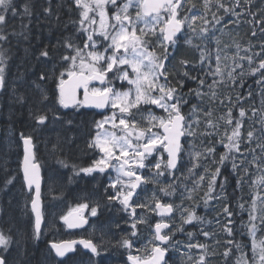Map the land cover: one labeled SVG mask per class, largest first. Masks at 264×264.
Segmentation results:
<instances>
[{
	"label": "snow or ice",
	"instance_id": "6c2138e0",
	"mask_svg": "<svg viewBox=\"0 0 264 264\" xmlns=\"http://www.w3.org/2000/svg\"><path fill=\"white\" fill-rule=\"evenodd\" d=\"M191 2L192 0H187V3L191 4ZM210 2L211 0H204L205 15L192 12L190 16L185 15L178 18L179 10H183L185 0H120L119 3L118 0H72V5L79 10V19L71 21L77 26L76 32L72 36H65L58 40L55 45L51 46V50L49 45H43L35 54L36 63L41 67L36 73V78L31 82L34 94L29 103L28 112L29 117L34 120L37 127L42 128L50 121L62 119V115L57 110V105L63 109L79 106L97 109L110 107L111 109H118L119 113L122 114L118 117L117 112L113 111L111 116H105L102 120L95 122L98 131L88 146L98 149L102 153L101 157L94 160L91 166L80 167L79 169L75 165L72 167L75 175L81 173L90 175L96 171L103 173L109 168L116 172L115 180H110L108 185L114 191L112 195H107V200L109 203L118 202L129 215L128 223L131 231L118 241V245L128 250L127 260L130 264H168L165 257L169 248L172 247L170 241L174 234L163 231V229L170 227L171 221L166 223L163 218L170 216L174 211L173 204L161 203L155 193L152 197L155 202L154 207L151 203L139 202L140 194L136 192V189L145 183H160L157 177H162L165 173L172 176L174 171L178 170L177 165L182 159L181 153L184 150L181 138H185L184 143H189L187 137L195 138L198 134L208 137L219 135L220 125L211 119L213 114L211 107L205 110L193 104L189 114L186 115L182 111L183 105L188 103L186 96L193 92L202 103L204 96H208L212 101L219 99L214 90L216 85L224 82L219 54L215 57L214 70L209 58L206 75L212 76L213 82L207 85L209 89L207 93L201 91L206 83L203 78L198 80V88L189 89L187 94L180 91L184 87V80H177L179 89L176 85H173L168 80L170 73L166 65L169 56L167 45L175 46L177 44V34L181 33L185 25L192 33L197 34V28L194 26L197 20H203L205 25L210 23L205 19L207 11L210 10L208 8ZM57 7H60V5H57ZM192 7L194 8L195 5L192 4ZM219 7L224 8L225 12L229 11L223 4H219ZM237 7H239V0H237ZM110 9L114 10L111 15L109 14ZM130 9H135L134 16ZM42 11L48 17L55 15L56 22L59 23L60 17L54 12L51 0H46ZM234 14L239 15V13ZM32 15L30 0H25L22 4H17L15 0H0V91H3L6 86L5 74L9 59L5 55L7 50L3 48V44L9 41L10 35L28 40L30 32L28 24L31 23ZM9 16H19L21 18L20 32L6 31ZM25 17L28 18V24L23 23ZM213 18L216 24L220 23V19L216 18L215 13H213ZM141 24L143 27H139ZM157 28L160 34L157 44L163 49L159 56L155 50L149 51V40L144 38L149 34L156 35ZM79 33H83V37H79L77 35ZM253 35H256V33L253 32ZM74 36L76 39H80L81 43H77ZM96 37H101L102 40H97ZM197 38L201 40L213 39L214 30L206 26L200 27ZM187 43L191 44V39H188ZM100 44L104 45L102 51L98 47ZM59 48H63L64 51L57 52ZM237 48H239V45H237ZM244 51L249 52L250 49H244ZM237 55L239 54L237 53ZM239 60H247V73L258 75L257 83L264 86V43L261 44L260 52L239 56ZM204 61L205 57L202 51L201 64ZM49 62L53 65L51 71L47 67ZM188 63L186 60L180 61L181 65L186 66ZM57 66L59 71H57ZM236 69H241V71L237 76H234L233 73L236 72ZM109 73H112V76H109ZM181 75L190 80H197V77L191 75L189 71L181 69ZM244 75L243 64L236 62L235 66L228 71L227 78L235 85L237 79ZM215 77H219V79L217 80ZM161 78H163V83H161ZM117 80L127 81V84L131 87L126 91H120L115 86ZM49 81L54 82V88L51 90L47 87ZM94 81L99 82L103 87L95 86ZM262 91H264V87H262ZM81 95L82 100L79 98ZM25 99V96L21 94L17 97V102L23 104ZM225 99L228 100L229 106L227 112L219 119L230 126V133L228 129H225L224 134L219 136L216 142L209 141L202 152H196L194 150L196 145L192 143L193 151L188 153L196 161L192 164V168H189L190 174L194 168L200 167L198 160L201 157L205 159L211 157V163L217 165L214 171H211L208 181V190L204 199L205 207H207L209 199L221 198L219 195L213 196L212 193L215 191L216 181L221 175V167L225 166V161L231 160L232 169L236 172L240 165H237V157L234 153H239L242 158L241 165L247 159L245 153L248 149L242 151V143L250 145L253 141H256V147L264 153V112L260 114L259 128H249L245 136L241 131L246 117L245 109L243 107L239 109L238 118L232 114L233 107L241 102V97L237 95L235 102L230 96L225 97ZM142 104L155 105L167 115L156 116L148 111L146 116L147 126L138 128V122L130 119L133 116L131 110L137 109V111H140ZM220 104H224V99H220ZM200 115L205 117L203 121H201ZM256 115L257 110L253 109L252 117L254 118ZM202 122L204 130L199 131ZM67 123L70 124L71 121ZM105 125H109L110 129H119V133L106 128ZM153 128H158L159 131H152ZM209 129L214 131H209ZM20 139L24 145L23 180L29 192H33L34 189V196L30 200L31 211L35 216L32 239L39 240L43 219L40 165L35 161V152L33 151L35 145L32 135H25L21 132ZM217 143L225 149L219 155V160L215 159ZM55 150L56 146L54 145L53 151ZM251 151L253 159L249 163L254 167H264L261 157L255 156V148ZM161 152L167 153L166 159L161 157L159 161L153 164H145L149 157L154 154L160 155ZM58 162L64 167H68L64 160ZM146 167L156 170L151 177L144 176L137 171V169ZM242 171L247 174L249 169L243 167ZM205 172H209V169L205 168ZM13 179L14 177L8 179L6 184H11ZM204 179L205 176L200 175L199 180L196 182L197 185H199V181ZM224 179L226 181L227 177ZM242 180L243 177L238 179L237 184L239 185ZM118 185L120 187H117ZM255 185H264V176L258 177L253 182V186ZM169 189L175 190L174 183L162 184L160 191L165 195H172L173 192ZM221 189H223V184H221ZM195 190L193 188L186 198L192 199L191 192ZM134 196L137 197V201H133ZM258 200L261 205H264V195H261L259 191L252 196L250 210L245 209L244 203L239 204L241 210L249 211L248 224L242 225V227L248 229V235L252 239V256L249 258L246 252L241 251V245L236 244V249L241 251V255L236 258L235 264H264V239L259 241L256 239V233L260 230L256 221L259 219L260 224L264 225V209L261 210L259 216L256 215ZM137 208L154 212L162 219L154 225L153 241H159V243L149 241L150 247L145 246L143 249H135V252H133L134 242L131 237L137 236V225L145 223V216L142 214L138 216ZM99 209V202L91 207L88 203H81L73 211L62 216L61 219L67 228H79L87 223V217L84 215L85 211L90 216L95 217ZM184 212H187V216L183 215ZM222 212L226 214L227 218L223 230L229 236H232L233 229L230 225L233 223L231 220L233 213L227 205L222 208ZM181 219L184 224H191L193 221L203 223V218L196 214L194 207L191 210L184 208ZM177 230L183 231V228L178 227ZM201 231L205 237L210 235L209 232L203 231V229ZM188 235L191 237L192 233H188ZM12 243V236L0 231V264H8L3 253L9 250ZM77 243L88 249L94 256H99L104 251L101 245L93 243L90 239L53 242L50 247L57 257L63 258L68 252L75 251L74 246ZM226 243L233 244L234 241L228 240ZM185 246L189 249L206 248V245L199 243H188ZM231 255H233V251L230 248L223 252L225 264H231L229 259ZM188 259H192L190 254ZM195 264H206V255H200Z\"/></svg>",
	"mask_w": 264,
	"mask_h": 264
},
{
	"label": "flooded vegetation",
	"instance_id": "af4514ba",
	"mask_svg": "<svg viewBox=\"0 0 264 264\" xmlns=\"http://www.w3.org/2000/svg\"><path fill=\"white\" fill-rule=\"evenodd\" d=\"M264 0H256L257 4V11L258 16L256 22H254L252 25L256 26V35L259 37V46L258 50L261 51V44L263 41V34L264 31V9L261 2ZM195 3H198V1H195ZM187 5V0H185L184 8L183 10H179V17L182 18L184 16V10L185 6ZM240 8L242 11L249 15L251 19H253V16L250 15L251 12V5L247 2H244L242 5H240ZM194 10L193 8L187 9ZM212 12H215V7L212 6ZM28 24V23H25ZM210 25H215V20L210 22ZM29 26V24H28ZM21 27V23L19 25ZM186 28L182 29V33L177 36V44L175 46L168 44L169 48V56L168 60L166 61V65L168 67V71L170 75L168 76V80L173 84L176 85V87L179 89V85L177 84V80L183 79L184 80V87L180 89L183 93L187 94L189 92V89H196L199 87L198 80L200 78H203L205 80V86L201 89V91L207 93L209 92V89L207 87L208 84H211L213 82V77L210 75H206V72L208 71L207 65L210 63L212 65V68L214 70L215 68V60H214V44L209 41L207 47V56L205 58V61L203 64H201L199 52L202 47L197 46L195 49L189 48L185 49L181 44L182 42V34L184 33ZM253 30V27H252ZM69 35L72 36L75 32H71V30H68ZM79 37H83V33H80L78 35ZM30 38V37H29ZM160 38V34H159ZM158 38V39H159ZM74 39L76 37L74 36ZM97 40H102L101 37H96ZM147 40H149V51L155 50L156 54L159 56L163 49L159 47L158 45L154 48L153 46V35L149 34L147 37ZM29 40H25L22 37H16L12 39L11 43L13 50L17 48V44L21 42H27L30 43ZM77 43H81L80 39H76ZM99 50L102 51L104 45L100 44ZM7 52V51H6ZM184 55V56H183ZM186 60L189 63L185 65H181L180 61ZM126 67V66H125ZM58 68V66H57ZM185 68V70H184ZM59 69V68H58ZM181 69L184 71H189L191 75L196 76L197 80H190L186 77H183L181 75ZM129 71H131L129 69ZM109 76H112V73L108 74ZM215 79H219V77H215ZM54 83V82H53ZM161 83H163V78H161ZM228 83V78L224 75V82L220 83L226 85ZM93 84L97 87H103L99 84V82L94 81ZM8 85V81L6 79V86L3 91H0V149L2 147V143L6 139L8 142L9 139H12V142L10 143L11 146L8 149V154L10 155V162L12 165L5 167H2V163L0 160V231H3L5 234L7 233V230L15 232L16 228H13L12 225L7 222L6 220V214L8 212L7 209V201L8 195L11 197V201H23L20 203V212L18 215L23 216V220L26 222V228L24 229V232L27 235H30L31 230L33 229V216L31 212V206H30V200L32 199L33 192H28L25 183L22 176V163H23V156H24V150H23V142L20 139V133L23 132L25 135H32L33 142H34V149L35 152V161L40 165V178H41V200L47 201L48 199L53 201L50 203V207L52 208V211L55 212L57 208L62 207L63 211L59 218V227L64 233V240L62 241H70V240H81V239H90L93 241V243L97 245H101L104 251L102 253L104 255H101L100 259H103L105 261L113 262L117 261L118 259L125 260V263L123 264H130V262L127 260L128 250L120 247L118 245V241L121 240L122 237H125L128 235V233L131 231L129 227V215L126 211L122 209V206L116 202L113 201L109 203L107 200V195L113 194V189L109 187L110 180H115L116 178V172L109 168L105 172L100 173L98 171L93 172L90 175H86L81 173L80 175L74 174L73 165L76 166L77 169L80 167H88L93 164V161L96 159H99L102 155L100 151L96 148H90L88 145L89 143L94 139L98 129L95 127V122L102 120L105 116H111L113 111L117 112V116L119 117L120 114L118 109H111L110 107H106L104 109H97L94 107H88V106H79V107H69L68 109L59 108L57 105V110L62 115V119L59 121H50L46 126L40 128L35 125L34 120H32L30 117V121L26 117L27 121H25V124L16 129V126L14 128L13 124L10 123V119L8 118V111L12 107V102L7 101L8 95L5 92ZM115 86L120 91H126L131 86L127 84V81H115ZM217 86V85H216ZM215 86V88H216ZM54 88V84L52 89ZM222 89V87H221ZM215 90V89H214ZM219 99L212 101L209 99L208 96L203 97V103L198 99L195 95V93H191L190 95L186 96V99L188 100V103L183 105L182 111L187 115L188 110L191 109V106L193 104H196L198 108L207 109L208 107H211L213 110V114L211 119L215 123H218L220 125L219 129V135L217 136H205L207 139H219V136H222L224 134L225 129L229 130L230 133V126L227 125L223 120H220L219 117L224 115L227 112L228 109V102H224L223 105L220 104V99L222 96H219ZM81 100L83 99L82 95L79 97ZM133 113V116L130 117V119H134L138 122L137 127L143 128L147 126V112L151 111L156 116H166L167 114L160 108H157L155 105H144L142 104L140 106V111H137V109L131 110ZM68 121H71V123H67ZM247 121V120H244ZM118 123V120H117ZM106 128L110 129L109 125H105ZM112 131H117L119 133V129H110ZM152 131H159L158 128H153ZM209 131H214L213 129H209ZM61 134L66 135L67 144L66 149L59 151L55 150L53 151V142L54 140H59ZM191 137H187V140ZM185 138L182 140V144L184 147L183 152L181 153L182 159L179 161V172L176 176V178L180 181V184H184L185 181V175L183 174V168L184 163L186 162L185 159V152L188 151V147L186 143H184ZM191 145V144H190ZM220 149V147L218 148ZM225 151V149H224ZM223 151V152H224ZM161 157H164L166 159L167 155L164 152H161L160 155H153L149 157L145 164H153L156 161H159ZM64 160L68 167H64L61 163L58 161ZM115 163V161H113ZM199 164L204 165V159L200 161ZM163 168V164H162ZM139 173H141L144 176L151 177L153 173L156 171L154 168H144V169H137ZM204 175V174H203ZM14 177L11 184H6V181L10 178ZM170 176L165 173L162 177H157V179L160 181V183H145L142 184L140 187L136 189V192L139 193V202L144 201H153L151 198V190H156L155 196L160 199V201H168V195H165L163 192L160 191L161 185H166L167 183H172V178H169ZM127 179V178H125ZM209 181V180H208ZM208 181L206 183V186L208 187ZM204 182V180L202 181ZM219 184V185H218ZM222 184L221 178L218 177L216 181L215 188L220 186ZM117 187H120L119 185ZM62 188L63 195L57 194V189ZM9 190H15L18 192L8 193ZM170 190V189H169ZM46 191H50L47 193ZM184 192V190H183ZM183 192H181L179 195H182ZM214 193V192H213ZM212 193V194H213ZM228 198V195H227ZM214 200V199H213ZM229 200V198H228ZM133 201H137V197H133ZM97 202L100 204V209L98 211L97 216L93 217L88 214L87 211H85L84 215L87 217V223L84 224V226L79 228H72L69 229L64 224L63 220L61 219L62 216L67 215L70 211H73L78 204L81 203H88L91 206H94ZM180 205V211H182L184 208L192 209L194 207L195 212L198 216L203 218V223L193 221L191 224H184L181 219V214L176 215V230H169L167 232L174 233L172 235V239L170 241V244L175 246L176 251L179 252H191L189 248H187L185 245L190 243L192 240L197 238H214L217 237L218 239H222L225 243L226 247L224 250H219L221 254L226 249H229L231 246L230 244L226 243L223 239V237L216 233H221L219 231L215 232L210 230L211 224L206 221V214L214 210L216 207H218V211H221L222 208L227 205L229 207V210L231 212L236 213L239 212V216H236V214H233L231 218L236 216L237 219L242 220V218H246L247 216V210H241L239 208L240 203L245 204V209H247V202L248 201H209L207 207H205L204 201H177ZM13 203V202H11ZM168 203V202H167ZM44 208V203L42 202ZM138 211V210H136ZM178 211L175 210L176 214ZM154 214L151 218L153 220H156L157 214ZM75 215V213H74ZM184 216H187V212L183 213ZM174 217V216H173ZM44 218V216H43ZM161 217L158 218L157 222L161 221ZM221 219H227L226 214L222 212ZM44 220V219H43ZM164 222L165 218H163ZM22 225L24 222H21ZM44 223V221H43ZM174 223V224H175ZM171 227L173 223H170ZM21 225V227H22ZM20 227V228H21ZM178 227H182L183 231L177 230ZM232 228V224L230 225ZM101 228L104 229V233L100 234ZM201 229L203 231H207L210 233L209 236L205 237L202 234ZM237 230V229H233ZM152 231V230H151ZM238 231L245 234L244 229H239ZM147 231H143L142 233H139L144 238L139 239V241H144L148 243L149 241L147 238ZM188 233H192V236L190 237ZM224 235L229 236L225 231L223 232ZM104 235L108 236V239L102 237ZM153 231L151 232L152 240H153ZM115 238H119L118 241H115ZM137 237V236H136ZM231 237V236H229ZM175 238V239H173ZM132 241L134 242V245L136 243V240L134 237H131ZM248 240V238H247ZM155 243V241H153ZM178 242V243H177ZM246 243V241H245ZM244 244V243H243ZM243 245H241L242 248ZM170 247V248H172ZM232 249V248H230ZM134 252V249H133ZM197 253L207 254L211 253L212 251L207 249H199L196 248ZM192 253V252H191ZM169 254V251H168ZM78 255H83L84 257H87V254H85L80 247H76L75 253L72 256L67 257L65 261H63V264L66 263H77L82 262L77 260ZM99 259V256H97L96 260ZM168 259V258H167ZM103 262V263H104Z\"/></svg>",
	"mask_w": 264,
	"mask_h": 264
},
{
	"label": "trees",
	"instance_id": "16d2710c",
	"mask_svg": "<svg viewBox=\"0 0 264 264\" xmlns=\"http://www.w3.org/2000/svg\"><path fill=\"white\" fill-rule=\"evenodd\" d=\"M15 2L17 4H22L25 2V0H15ZM30 2L32 5L33 15L31 17V23L28 26L30 30L29 32L30 38H28V40L30 39L31 41L30 43L27 42L18 43L16 45L17 48L15 50H13L12 44H10L9 51L5 52V55L9 57L7 61V69L5 74L6 79L8 81V85L5 92L7 91L6 94L8 95L7 101L13 103L11 109L8 111V115H9L8 118L10 119V123L13 124L14 128L16 126V129L21 127V124L22 125L25 124V121H27L26 117L28 118L29 121L31 120L29 118V112H28L29 103L31 102L32 95L34 94L33 85L31 82L36 78V73L40 70L41 67L36 63V59H35L36 53L34 52H36V49L38 50L43 45H49L51 50V46L55 45L58 40L62 39L65 36H70L68 30H71V32L76 31V25L71 23V21L76 20L75 19L76 10L74 9V7L70 8V11H68L69 7H67V4L63 3V1H61L63 4L62 3L60 4L56 2V0H51L54 12L57 13L60 17L59 23L57 24L55 15L52 17H48L45 16L42 11V8L46 4V0H30ZM57 5H60V7H57ZM253 8L254 5H251L250 15L253 16V21L256 22ZM238 12L239 10H237V12L228 11L225 12L223 16H225L226 19L228 18L234 19L235 16L234 13H238ZM16 20L18 19L15 17L9 18V24L7 26L6 31L10 30L11 28L14 29V31L16 32L21 31V27L11 25L12 23H17ZM20 23H21V19H20ZM23 23H28L27 17L24 18ZM255 27L256 26H253V30H252L253 32H256ZM25 49H27V51H25ZM63 51H64L63 48L57 49V52H63ZM50 64L52 63L49 62L47 65L49 71H51L53 68L50 66ZM258 78H259L258 75L248 74L246 69L245 75L243 77H239L235 85L232 84L230 80H228V83L226 85L222 84L221 90L218 89L216 90L217 94L219 93L218 95L222 96L221 99H224V102H228V100L225 99V97L230 96L233 102H235L237 95L241 97V102L239 104H235V106L233 107L232 114L234 117L238 118L239 109L241 107L245 109L246 117L244 118V120L252 121V122L244 121V127L241 129V131L245 134V136L249 128L251 127L259 128L260 126L258 121L260 119L261 112H263V109H261L259 105L260 84L257 83ZM53 84H54L53 81H49L47 87L51 90ZM241 84L243 85L242 87L240 86ZM249 93H251V95H249ZM21 94H23L26 98L23 104L17 102V97ZM253 109L257 110V115L254 118L252 117ZM203 130H204V124L202 122L199 131H203ZM60 139L63 140V142L67 141L65 134H61ZM188 141L189 143H186L188 150L193 151L192 147H190V144L194 143L196 145L194 150L196 152H202L203 148L209 144V141L216 142V139H207L205 136H200L198 134L195 138L192 137L189 138ZM54 145L59 148V146L55 142L53 143V146ZM219 147L220 149H218ZM244 149H248V151L252 153L248 144L242 143L241 150ZM255 150L258 152V147L255 146ZM223 151H224L223 146L221 144H218L216 146V153H215L216 160H219V155L223 153ZM235 154L236 156L239 157L238 165H241L242 158L240 157L239 153H235ZM245 155L249 161L248 152H246ZM262 155H264V153H262ZM192 158L193 157L188 155V151H186L185 159L187 163L184 164L185 175H188L189 168L192 167L193 164ZM203 159H204L203 170L205 176L203 187L206 188V190H208L206 183L210 178L211 171H214L217 165L211 163V157H208L207 159L205 158ZM205 168H208L209 172L206 173ZM248 169L249 171L247 174L243 173L242 169L239 168L237 169L236 172H234L232 169V163L229 160L225 161V166L221 167V175L219 177L221 178V182H223L225 185L227 184L226 188H227V195L229 198L228 201H247L249 199L250 187L251 188L253 187V183L251 180H257L261 168L260 167L255 168L254 166H252V168H248ZM178 172L179 170L175 174H173V179H172V183H174L175 185L174 192L176 195H179L181 192H183L185 187L190 186L188 180L184 181V184H180V181L176 178ZM225 177H227L226 181L224 179ZM241 177H243L244 182L242 184L243 181L242 180L241 183L238 185L237 181ZM236 224H239V221H234V226H236ZM174 225H175V229L173 226V230L175 231L176 223ZM239 232L240 231L238 230H233V235L231 237L224 234L222 235V237L225 242L230 240L232 237H234L235 243L239 242L241 239L244 240L243 243H245V241L248 243L245 234H243V236H240ZM20 238L22 239L23 248L25 250L24 258L27 261L25 264H43L44 259L48 262V264H57L55 260L51 257L47 249V242L48 240H50L49 237H46L43 240H41V243L38 242L39 240H33L31 235H22L20 236ZM26 242H28L27 245ZM190 243H199L206 245L205 249L210 250L214 253L213 264H221V259L223 258V254H221L219 250H224L225 248H227L222 239L220 238L218 239L217 237H214V238H206V240H204V238H201V239L193 240ZM143 246L144 245H142L141 247ZM190 251L195 255L200 254L196 252V248H192L190 249ZM232 251H233V255H231L229 259L231 261V264H235V258L237 257V251L235 249V245L233 246ZM169 257H170L169 259L171 260L172 259L176 260V249L170 252ZM6 259L8 261V264H10L11 260L9 258ZM193 263L195 264V262ZM222 264H225V262H223Z\"/></svg>",
	"mask_w": 264,
	"mask_h": 264
},
{
	"label": "rangeland",
	"instance_id": "374dc122",
	"mask_svg": "<svg viewBox=\"0 0 264 264\" xmlns=\"http://www.w3.org/2000/svg\"><path fill=\"white\" fill-rule=\"evenodd\" d=\"M60 0H56V2L59 3ZM67 2L71 3V7H72V0H66ZM71 1V2H70ZM195 1H198V3H195ZM236 1L237 0H211V2L208 5V8L210 9L209 11H207L205 19H207L209 22L213 21V13H215L216 18L220 19V23L215 25H210L204 24L203 20H197L195 23V27L197 28V34L199 33V28L200 27H208L214 30V38L210 39V40H201L199 38H197V34L192 33L186 26L184 33L182 34V42L181 44L184 47V51L185 49H189L194 47L193 49H195L197 46L202 47L200 52H199V56H200V60H201V52L203 51L204 53V57L206 58L207 56V51H208V43L209 41L211 43L214 44V60H215V65H216V55L219 54L220 56V66L223 72V75L226 76L227 78V73L228 71L231 70L232 67L235 66L236 62H239L241 64H243L244 66V71L248 68V62L247 60H243L240 61L239 60V56H247V55H251L253 52H259L258 50V46H259V37L253 35V31L252 29H250L247 26V20L245 18H243L241 16V14L239 13V15H235L234 19L233 18H228L226 19L225 16H223V14L225 13L224 8H220L219 4H223L226 8L229 9V11H236L238 7H236ZM120 2V0H118V3ZM244 2H246V0H239V5H242ZM247 3L250 5H254L253 11H254V15L258 16V11H257V4H256V0H247ZM192 4L195 5V7H192ZM261 4L263 5V9H264V1L261 2ZM212 6L215 7V12H212ZM189 8H193L194 10L191 11H187V9ZM114 11L112 9H110L109 14L111 15V12ZM130 11L132 12L133 16L135 15V9H130ZM192 12L198 13L200 15H205V7H204V0H192L191 4L187 3V5L185 6V10H184V16L185 15H191ZM9 18H12L11 16H9ZM14 18V17H13ZM18 20L20 19L19 16L15 17ZM13 24V23H12ZM11 24V25H12ZM20 24L17 25V27H19ZM139 27H143V25H139ZM14 29H10V32L13 31ZM17 36H9V41L7 43L3 44V48L6 49L7 51H9L10 48V43L12 41V39L16 38ZM148 36L144 37L145 39H147ZM159 38V31L157 28V32L156 35H153V46L154 48L158 45L157 41ZM191 39L192 43L189 44L187 43V40ZM262 43H264V38ZM237 45H239V48H237ZM244 49H250L249 52H245ZM37 53V49L36 52ZM237 53L239 55H237ZM259 59V58H257ZM51 67H53L52 64H50ZM241 71V69H236V72L233 73V75L237 76L238 73ZM222 84L221 86H219V84L216 86L215 91L221 90ZM262 85H260V95H259V105L260 108L263 109L264 112V91H262ZM217 93V92H216ZM219 94V93H218ZM217 94V95H218ZM191 109L188 110V114L190 113ZM199 115V113H198ZM200 119L201 121H203L205 119V117H203L202 115H200ZM246 122H252L251 120H247ZM12 139H9V141L7 142L6 139L4 140V142L2 143V147L0 149V160L2 163V167H8L10 165H12V163L10 162V155L8 154V149L11 146ZM54 142L59 146L56 147V150L62 151L65 149L67 141L63 142V140H54ZM53 142V143H54ZM256 141H253L250 145L248 144V146L250 147V149L255 148L256 146ZM191 147V145H190ZM243 151V150H242ZM190 152V150L188 151V153ZM249 154V161H251L253 159V153H250L249 151H247ZM252 152V151H251ZM189 155V154H188ZM234 155H236L234 153ZM255 156L261 157V161L264 162V155H262L261 153V149L258 148V152L255 150ZM237 157V156H236ZM239 157H237L236 159V163L239 162ZM203 158H199L198 162L200 163V161H202ZM248 161V158L244 161L243 166L245 167H250V163ZM192 162H196L194 160V158H192ZM230 162L232 163V161L230 160ZM187 163V162H185ZM184 163V164H185ZM192 168V167H191ZM256 168V167H255ZM261 170L259 172L258 177L260 176H264V167H260ZM183 174L184 173V168H183ZM204 174V170H203V164H200V167H196L193 169L192 173H188V175H185V181H189L190 186L189 187H185L184 192L182 195H176L174 191L172 195H168V201L170 203L173 204L174 209L176 211H178L176 213V215H180L182 213V211H180V205L177 201H204L205 199V193L207 192L206 188L203 187V182L199 181V185H197V181L199 180V176ZM170 178V177H169ZM252 183L255 180H251ZM248 183V182H247ZM223 184V189H221V185L217 186L215 188L214 193L212 194L213 196H217L219 195L221 198L220 199H209V201H228L227 198V188L226 185L222 182ZM195 188V191L191 192V196L192 199H187L186 197L188 196L189 192ZM63 189L59 188L57 189L56 193L63 195ZM259 191L261 195H264V185H255L252 188L250 187V196L249 199L247 200V209L250 210V205H251V199L252 196L254 195L255 192ZM13 192H18L15 190H9L8 193H13ZM47 193H49L50 191H46ZM156 193V190H151V198L153 197V194ZM158 197V195H157ZM8 201H7V209L8 212L6 214V220L7 222H9L13 228H16L15 232L13 231H9L7 230L6 235H11L13 238V243L11 245V247L9 248V250L7 252H4L3 255H5L6 258H9L11 260L10 264H25L27 261L24 258V248H23V244H22V239L20 238V236L22 235H27L24 232V229L26 228V222L23 220V216L22 215H18V213L21 211L20 210V203H22L23 201H11V197H9L8 195ZM13 202V203H11ZM53 201L51 200H44V208H43V216H44V225H43V234H42V238H46L48 235L50 236V239L52 241H60L63 237H64V233L61 230V228L59 227V218L60 215L62 214L63 208H57L55 212L52 211L53 207H50V203H52ZM145 203H151L152 206L154 207V201H145ZM264 209V205L260 204V201H257V212L256 215L259 216L261 213V210ZM138 210V209H137ZM247 210V216L246 218H242V220H239L236 218V216H239V212L237 211L236 213L232 212L233 214H236V216H234L233 218H231V220L233 221L232 223V229H244L245 230V236L248 238V243H244L243 244V239H241L239 242H237L236 244L239 245H243L241 248L242 252H246L248 257L251 258L252 256V252H251V248H252V239L251 237L248 235V229L246 227H242V225H247L248 221H249V211ZM154 212L151 211H147L145 209L141 210V211H137V215H144L145 216V223H141L137 225V229H138V233H142L143 231H147L148 233L147 235V240L148 241H152V237L151 236V225L153 223H156L158 218L160 217L159 215H157L156 220H152L150 219L152 216H154V214H152ZM197 214V213H196ZM222 217V210L218 211V207H216L214 210L209 211L205 218L206 221H208L211 224V227L209 228L212 231H219L223 228V225L227 223V219H221ZM177 220V216L173 219V225ZM234 221H239V224H236V226H234ZM21 222H24V224L22 225ZM256 223L259 225L260 230L257 231L256 233V239L257 241H259L260 239H264V225L260 224L259 219L256 221ZM22 225V227H21ZM21 227V228H20ZM174 229H175V225H174ZM153 231V230H152ZM151 231V232H152ZM221 233L224 232V230L222 229L220 231ZM104 233V229L101 228V232L100 234ZM219 233V232H218ZM224 234V233H223ZM244 233L240 232V236H243ZM31 235V233H30ZM108 239L107 235H104L102 237V239ZM143 236H139V239H143ZM115 241L117 242L118 239L115 238ZM134 239L136 240L137 237H134ZM230 240L233 241V238H231ZM143 241H139V243H141ZM28 244V242H26V245ZM236 244H235V249H236ZM231 248H233L232 244H230ZM145 246H150L149 242L146 243L143 247L140 248H136V249H143ZM176 249L175 246H173L172 248H169V253L170 251ZM237 251V249H236ZM241 251H237V257H239L241 255ZM189 254L192 256V259L189 260L188 256ZM101 255H104L101 252ZM101 255H99V259L95 260V261H86V262H77L75 264H100L99 260ZM200 255H202V253L200 254H193L190 252H179L178 250L176 251V260L174 259H169L168 260V264H194L193 262H196ZM206 255V264H213L214 261V253H207L204 254ZM236 257V258H237ZM125 262V261H124ZM225 262L224 256L221 259V264ZM236 262V259H235ZM114 262H112L113 264ZM43 264H48V262L44 259V263ZM72 264V263H71ZM103 264H106V262H104Z\"/></svg>",
	"mask_w": 264,
	"mask_h": 264
},
{
	"label": "bare ground",
	"instance_id": "6f19581e",
	"mask_svg": "<svg viewBox=\"0 0 264 264\" xmlns=\"http://www.w3.org/2000/svg\"><path fill=\"white\" fill-rule=\"evenodd\" d=\"M13 18V17H12ZM21 19V18H20ZM20 19L19 20H16L17 21V23H13L12 25H14V26H17L19 23H20ZM8 32H10V30H8ZM40 180H41V178H40ZM42 181V180H41ZM228 182V181H227ZM231 184V183H230ZM227 185V184H226ZM240 233V232H239ZM218 234H220L221 236L223 235V233H216L215 235H218ZM233 238V241H234V237H232ZM119 239V238H118ZM173 239H175V238H173ZM197 239H201V238H197ZM194 240H196V239H194ZM204 240H206V238H204ZM193 241V240H192ZM236 243H235V241H234V243L232 244V246H234ZM135 252V251H134ZM171 252V251H170ZM170 256V253L168 254H166V257H165V259L167 260V262H168V260H169V257ZM168 258V259H167ZM236 259V258H235ZM99 262H100V264H103V262H104V260L103 259H100L99 260ZM106 262V264H112V262H109V261H105ZM114 263L113 264H123V263H125L124 262V260H122V259H118L117 261H113Z\"/></svg>",
	"mask_w": 264,
	"mask_h": 264
},
{
	"label": "water",
	"instance_id": "95a60500",
	"mask_svg": "<svg viewBox=\"0 0 264 264\" xmlns=\"http://www.w3.org/2000/svg\"><path fill=\"white\" fill-rule=\"evenodd\" d=\"M179 35V33L177 34V36ZM181 140H182V138H181ZM23 150H24V145H23ZM22 176H23V171H22ZM40 184H41V180H40ZM26 186V185H25ZM26 189H27V187H26ZM28 190V189H27ZM33 213V212H32ZM173 213V212H172ZM172 213H171V215L170 216H166L167 218H170L171 216H172ZM33 216H34V213H33ZM34 220H35V216H34ZM41 226H42V223H41ZM84 226V225H83ZM169 229V228H168ZM168 229H163V231L165 232V231H167ZM157 243H159V241H156ZM77 245H79L81 248H82V250L84 251V252H89L90 254H92L88 249H85V248H83V246L82 245H80L79 243H77L75 246H77ZM74 246V247H75ZM51 248V247H50ZM52 250V249H51ZM52 252H53V254L55 255V252H54V250H52ZM74 253V251H72V252H68L63 258H60V257H57L56 255H55V257L58 259V260H64L67 256H69V255H72ZM93 255V254H92Z\"/></svg>",
	"mask_w": 264,
	"mask_h": 264
}]
</instances>
